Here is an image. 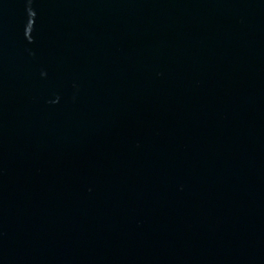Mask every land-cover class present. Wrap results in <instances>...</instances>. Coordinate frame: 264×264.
<instances>
[{
  "label": "water",
  "instance_id": "95a60500",
  "mask_svg": "<svg viewBox=\"0 0 264 264\" xmlns=\"http://www.w3.org/2000/svg\"><path fill=\"white\" fill-rule=\"evenodd\" d=\"M0 264H264V0H0Z\"/></svg>",
  "mask_w": 264,
  "mask_h": 264
}]
</instances>
